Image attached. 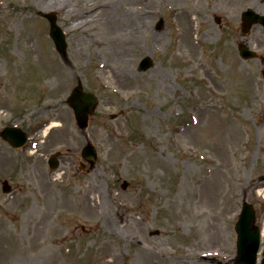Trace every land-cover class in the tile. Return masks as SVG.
Segmentation results:
<instances>
[{
    "label": "rangeland",
    "instance_id": "374dc122",
    "mask_svg": "<svg viewBox=\"0 0 264 264\" xmlns=\"http://www.w3.org/2000/svg\"><path fill=\"white\" fill-rule=\"evenodd\" d=\"M25 1L0 0V131L19 125L31 136L24 148L0 136V264H234L245 200L264 224V60L238 53L247 40L264 57V28L243 36L241 27L245 9L264 14V0H168L175 8L152 0L146 16L108 22L127 11L110 5L74 30L65 9ZM85 1L67 8L81 12ZM51 12L66 35L65 58L50 35ZM144 57L153 65L141 70ZM55 68L69 74L66 83ZM79 82L99 100L85 131L67 103ZM49 120L58 125L45 133ZM88 140L98 157L82 169ZM86 181L98 182L106 201L115 192L120 228L67 209Z\"/></svg>",
    "mask_w": 264,
    "mask_h": 264
},
{
    "label": "bare ground",
    "instance_id": "6f19581e",
    "mask_svg": "<svg viewBox=\"0 0 264 264\" xmlns=\"http://www.w3.org/2000/svg\"><path fill=\"white\" fill-rule=\"evenodd\" d=\"M34 2V4L43 6L45 8H51V7H58L65 9V16L66 17H73L74 20L71 23V29H76L82 26L84 23L87 21H93V19H96L100 16H102L104 13H106L109 10L110 5H113V7H116L118 4L125 6L127 11H125L124 14H115V15H109L105 19V21H116V19L120 18L121 16H140L138 13L142 14L143 16H146L149 14L152 9L150 6H153V1L152 0H142V2L137 3L136 1H128L126 3H123L117 0H86L84 2L83 8L81 12H75V11H69L67 8L68 5H70L68 2H72V0H31ZM163 3L170 5L172 8L175 6L172 5L168 0H162ZM26 4H28V0L25 1ZM142 3V4H141ZM110 14V13H109ZM182 11L180 9L176 10V15H183ZM140 32V31H139ZM191 32L193 34V30L191 29ZM32 36L28 39V43L31 44V41L36 43V37H37V32L31 31ZM141 33V32H140ZM139 35V34H138ZM121 36V35H120ZM187 37H190V35H186ZM134 38V36H133ZM189 41V39H188ZM38 51V47L35 45ZM82 47L78 49V53L81 54ZM37 60H40L41 66L47 70V69H54L52 65L46 62L45 59L37 57ZM39 62V61H38ZM107 64H103L102 67L103 69L107 68ZM55 73H54V79L56 81H60L61 84L66 83L67 79L69 78V74L67 72L62 71L61 69L55 68ZM109 69V66L108 68ZM119 70L118 66H111V69L108 71L112 72L114 70ZM113 70V71H112ZM126 73H132L131 68L126 69ZM114 74V73H113ZM196 124H200L199 117H197ZM58 124L57 123H52L47 130H52L54 129ZM89 138L93 139L90 135ZM57 187V186H56ZM52 188V198L53 201L55 202L54 199H58V187L57 188ZM261 193L264 194V189L260 191ZM202 195V189L199 191V196L201 197ZM107 201L104 199L103 194H102V186L98 182H90L86 181L84 184V187L82 191L79 193L78 196H74V194L68 196V198L65 201V205L68 210L71 212L79 211L80 214L85 217H87L90 220L93 221H98V222H112L114 227L120 228V222L125 213L123 215L120 212H116L115 209V202H116V196L115 192L110 191L109 195L107 197ZM63 201H59L58 205H61ZM55 204V203H54ZM109 213V215H107ZM7 259V258H6ZM4 257V261H6Z\"/></svg>",
    "mask_w": 264,
    "mask_h": 264
},
{
    "label": "water",
    "instance_id": "95a60500",
    "mask_svg": "<svg viewBox=\"0 0 264 264\" xmlns=\"http://www.w3.org/2000/svg\"><path fill=\"white\" fill-rule=\"evenodd\" d=\"M245 14L244 24L247 27L250 26L253 21H262L264 22V17L259 16L258 14L253 13L252 11H247ZM52 23L51 34L55 38L58 48L61 52H66V42L65 36L61 28L56 24V17L54 14L47 15ZM253 18V19H252ZM152 65L151 59H144L142 62V68L147 69ZM71 105L74 107L76 112V117L79 121V124L82 127H85L88 123L89 114L93 113L97 104V99L95 96L87 91H83L82 86H77L71 97L69 98ZM2 136L9 140L10 143L14 146H20L25 142V134L18 131V129L6 128L2 132ZM87 154L90 155L91 161H94L96 157L95 150L90 147L87 151ZM55 156L52 157V163L56 164L54 161ZM4 190H10V186L5 182ZM254 222V210L253 207L249 204H245L241 219L238 222L236 229L238 231V258L237 262H244L246 264H258L257 263V253L259 250V239L258 231L253 227ZM264 264V259L263 263Z\"/></svg>",
    "mask_w": 264,
    "mask_h": 264
},
{
    "label": "flooded vegetation",
    "instance_id": "af4514ba",
    "mask_svg": "<svg viewBox=\"0 0 264 264\" xmlns=\"http://www.w3.org/2000/svg\"><path fill=\"white\" fill-rule=\"evenodd\" d=\"M261 60H264V57H261Z\"/></svg>",
    "mask_w": 264,
    "mask_h": 264
}]
</instances>
